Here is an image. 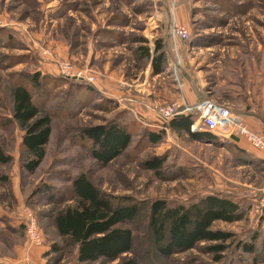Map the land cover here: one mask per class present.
Segmentation results:
<instances>
[{
    "label": "rangeland",
    "instance_id": "1",
    "mask_svg": "<svg viewBox=\"0 0 264 264\" xmlns=\"http://www.w3.org/2000/svg\"><path fill=\"white\" fill-rule=\"evenodd\" d=\"M172 6L190 32L180 41L181 53L194 58H172L169 70L152 77L149 61L137 56L140 45L135 37H143L142 44L150 47L163 31L167 34L168 20L164 22L160 13ZM64 61L94 73L97 84L92 85V93L78 84L83 80L70 79L69 84L53 79L57 64ZM184 70L205 96L237 112L264 115V0H0V145L13 158L0 164L1 263L14 264L21 258L25 245L21 216L26 208L43 231L36 263L73 262L76 248L59 239L52 213L74 201L46 203L34 190L43 182L64 186L68 176L83 172L100 189L141 203L140 214L126 225L133 234V252L128 255L133 254L139 264H264L262 215L248 213L241 221L212 225L233 232L234 241L259 232L252 254L231 242L216 261L204 251L207 243L200 242L191 250L162 258L152 244L147 225L152 199L188 202L209 192H229L247 205L254 203L252 198L264 183L260 161L250 165L217 136L212 143L167 132L160 144L148 143L144 133L153 130L155 122L129 107L136 100L155 99L156 106L172 101ZM35 71L44 75L41 87L28 79ZM17 81L30 88L35 103L52 118L45 157L33 174L21 167V130L11 121V87ZM100 96L111 97L119 106L107 110ZM114 96L133 102L122 105ZM119 113V120L130 124L132 142L111 162L97 164L90 156V144L76 137V129L105 123ZM192 114L196 116L195 111ZM153 156L165 158L157 170L143 166Z\"/></svg>",
    "mask_w": 264,
    "mask_h": 264
},
{
    "label": "trees",
    "instance_id": "2",
    "mask_svg": "<svg viewBox=\"0 0 264 264\" xmlns=\"http://www.w3.org/2000/svg\"><path fill=\"white\" fill-rule=\"evenodd\" d=\"M135 42L140 45L137 54L139 59L149 61L152 74L161 73L166 61L161 39L154 40L152 52L149 46L142 44L146 42L143 37H135ZM41 76L44 75L35 71L29 73L28 79L32 85L41 87ZM52 76L64 83L73 80L57 73ZM78 84H83L87 93H92L95 89L87 82ZM100 98L101 102L109 105V108L106 105L107 110L118 107L112 98ZM11 99V121L21 130L20 145L24 152L21 167L26 173L33 174L45 157V146L52 133V118L48 112L39 108L30 88L22 81L12 85ZM95 105L104 106L102 103ZM119 115L120 113L105 123L76 129V137L90 144V156L97 164L106 165L111 162L132 142L129 123L120 121ZM193 115L178 113L169 121V129L176 135H187L193 141L217 142V137L206 128L190 129L196 118ZM165 133L157 124L153 130L144 134L147 135L149 144L158 145L163 141ZM12 159V155L0 145V164H7ZM164 160V157L153 156L144 160L143 166L157 170ZM259 161L264 169V159ZM66 181L64 186L43 182L36 187L34 194L43 195L46 203L74 201V205L64 206L52 213L53 225L59 239L64 245L76 248L71 264H112L114 261H117L114 264H139L133 254L128 255L133 252V234L126 225L140 214L141 203L130 196H117L100 189L83 172L68 176ZM256 196L252 198L254 203L247 205L236 200L229 192H209L188 202L152 199L147 205V225L156 253L162 258H168L191 250L200 242L207 243L203 249L212 254L216 261L222 258V253L231 242L248 254L254 253L260 237L259 232L250 234L248 240L234 241L233 232L214 229L212 225L216 221H241L248 213L264 217V209L254 212L261 193ZM52 246L55 251L59 249L57 245ZM261 247L264 248V232Z\"/></svg>",
    "mask_w": 264,
    "mask_h": 264
},
{
    "label": "built area",
    "instance_id": "3",
    "mask_svg": "<svg viewBox=\"0 0 264 264\" xmlns=\"http://www.w3.org/2000/svg\"><path fill=\"white\" fill-rule=\"evenodd\" d=\"M171 18L169 24V33L172 37H178L185 40L189 37V30L178 24L174 17V6L170 9ZM57 74L77 80H83L91 85H96L97 77L91 71L76 69L68 61L59 62L56 67ZM156 122L160 128L168 131L169 121L178 113L195 110L196 118L190 125L191 130L206 128L221 140L230 138H242L247 144L259 151L264 156V133L257 131L245 122L242 116L232 110L230 107L220 104L209 98L203 97L194 106L184 105L179 100L164 102L155 106ZM264 158V157H263ZM261 196L255 204L254 212H261L264 209V183L260 186ZM22 224L24 226L25 247L27 249L43 245L44 238L42 230L38 224L35 215L30 209H24L22 212Z\"/></svg>",
    "mask_w": 264,
    "mask_h": 264
},
{
    "label": "crops",
    "instance_id": "4",
    "mask_svg": "<svg viewBox=\"0 0 264 264\" xmlns=\"http://www.w3.org/2000/svg\"><path fill=\"white\" fill-rule=\"evenodd\" d=\"M163 10H164V8H163ZM163 10H161L162 12L160 13V16L163 17L164 22H166V20H168V25L165 24V26L169 27L171 12L169 9H165V12H163ZM173 15L175 17L176 22L179 23L180 25H182L181 22L183 21V18L181 17L182 16L181 13H180V15L177 16V14H175V8H174V14ZM177 18L179 21L177 20ZM160 19H162V18H160ZM182 26H184V25H182ZM166 32H167V34H165V32L163 31L161 37L156 38V39H161V42L163 44L164 56L166 58L164 69L167 71V70H169V68L173 64L172 58H185V57L186 58H194V57H191L190 55H188V53H186V51L184 52L185 57H183V55L181 53V49H180V41H182V39L176 40L174 37H171L169 35L168 29ZM156 39H154V40H156ZM154 40L152 41V45L150 46L151 52H152ZM165 70H163L161 73H158V75H161L162 73H164ZM148 71L150 72V75L152 77L157 75V74L151 73V66H150L149 62H148ZM55 73H57V72L55 71ZM182 74H183V78H182V84L180 86V90L176 93L177 96H175L172 99V101L179 100L182 103H184V105L194 106L195 103H197L200 99L205 97V95L201 92V90L199 88L195 87V85L192 83V80L189 77V73L187 72V70H184ZM108 77L112 78L113 76L108 75ZM113 93H115V92L113 91ZM114 97L117 98L119 103H121L122 105L125 101L133 102L130 98H124V97L121 98L118 96H114ZM114 101L119 106L118 102L116 100H114ZM157 101H159V100H157ZM156 103L157 102L155 101V99L154 100L151 99V101H149V102H146V101H144V102L140 101L139 102L136 100L133 103H131L133 106L130 105L129 109L131 112H134V113L136 112L139 115L149 117V119H151L156 124L157 122H156V115H155V109H154L156 106ZM194 111L195 110L192 109L191 111H184V112L182 111V112L183 113H194ZM235 112H237V111H235ZM237 113H239L242 116V118L245 120V122L247 124H249V126H251L252 128H254L257 131L264 132V115H260L257 112H254V110H252V111L250 110V112L238 111ZM140 118H144V117L140 116ZM167 132L172 133V131L169 129V127H168ZM173 134H175V133H173ZM225 142L230 144L232 146L233 150H235V152L237 154L242 155V157L244 156L249 161L248 163L250 165H252L254 163L253 161H259L260 159H264L263 154H261L259 151L255 150V149L251 148L247 144V142L242 138H234L233 137L230 139H226ZM212 143H214V142H212ZM231 181L240 184L239 181H235V180H231ZM40 247H42V246L27 249L24 245V247H22L20 249V251H21L20 260L14 264H37L36 263V261H37L36 257L40 253V251H38Z\"/></svg>",
    "mask_w": 264,
    "mask_h": 264
}]
</instances>
